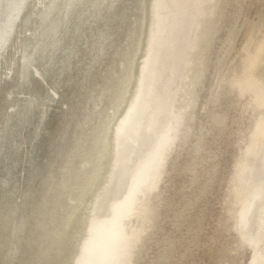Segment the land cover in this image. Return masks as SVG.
<instances>
[{
  "label": "bare ground",
  "instance_id": "1",
  "mask_svg": "<svg viewBox=\"0 0 264 264\" xmlns=\"http://www.w3.org/2000/svg\"><path fill=\"white\" fill-rule=\"evenodd\" d=\"M113 1L0 0V80L9 78L19 62L16 88L31 85V99L19 101L17 92L18 103L8 108L17 106L18 110L1 121L7 130L6 137L0 134L4 223L17 212L21 192L20 185L17 194L7 192L14 193L9 185L14 171L7 165L18 149L13 137L24 113L46 107L40 96H46L47 89H39L43 81L36 77L52 67L63 46H72L70 38L80 28L87 2L95 9ZM252 1L139 0L127 70L88 153L68 180L61 183L55 176L46 178L50 190L46 199L55 207L41 213L48 221L40 224L41 252L31 264H45L55 238L62 237L64 244L72 229L71 250L66 248L70 252L63 254L62 244L58 261V254L50 257L54 264H183L192 257L197 240L195 235L191 239V233L182 244L176 232L187 223L194 230L200 227L207 197L221 180L225 189L222 213L217 217L219 233L210 237L211 243L228 230L235 240L227 246L222 239L213 264H224L226 253L231 252L233 258L245 250L250 253L248 264H264V18L256 13L243 22ZM77 2L81 3L78 23L71 28L69 12ZM27 3V18L37 22L33 29L27 23L14 26ZM241 28L243 42L230 55ZM24 30L32 35L22 48ZM210 77L212 82L203 95ZM9 90L5 97L13 92ZM230 111L236 113L232 120ZM198 114L203 122L198 121ZM229 125L233 134H228L234 138L223 139L218 149L217 141L226 136ZM230 144L237 153H233L232 170L225 180L218 173L224 148ZM182 155L185 159L179 162ZM178 177L185 178L188 195L183 199L181 186L173 189V199L165 197ZM56 192L58 201L53 199ZM167 216L169 231L164 229ZM21 222L17 216L6 225L5 246ZM153 248V257L146 260ZM234 263L235 259L228 262Z\"/></svg>",
  "mask_w": 264,
  "mask_h": 264
},
{
  "label": "rangeland",
  "instance_id": "2",
  "mask_svg": "<svg viewBox=\"0 0 264 264\" xmlns=\"http://www.w3.org/2000/svg\"><path fill=\"white\" fill-rule=\"evenodd\" d=\"M86 4L88 9L81 15L84 16V19L81 20L80 28L76 32V35L70 38V45L72 46H63L52 67L43 69L40 75L36 77L41 82L43 81V85L39 89L42 92H44V87L47 89V91L45 90L46 96H40L43 105L46 107H42V109L31 108L26 113L23 111L24 115L20 120V122L22 121L21 127L16 130V134L13 137L18 149L14 152L13 161L10 160L11 162L9 161L7 165L11 164L10 170L14 171L12 174L13 178L9 181V185L13 187L14 193L7 192L17 194L19 185L21 192L16 199L18 205L17 212L10 216L12 217L11 219L6 218V223H4L6 217L5 210L1 206L3 200L0 198V228H2L0 230V232L2 231L0 235V264H31L33 257L41 252L40 247L42 243L38 239L39 227L41 226L40 224H47L48 221V218L41 215V213H49L55 207V203H52L51 199H46L47 192L50 193L48 188L49 183L45 182L46 178L49 175V177L55 176L62 183L64 178H66L64 180L66 181L70 175H73L81 158L88 153L96 130L105 120L104 117L107 109L115 100L118 94V87L122 84L127 70L128 52L137 33L139 0H116L107 6L95 9H92L88 2ZM73 5L75 6H71L69 12V24L71 28L74 24L78 23V12L80 9L77 7L81 3L78 4L77 2ZM245 11L243 22L247 19L255 18L256 13H258V17L264 18V0H253ZM242 31L244 30L241 28L235 38L230 55H234L239 45L243 42L245 31ZM213 57L214 54L212 55ZM35 64L37 65V61ZM29 69L30 71L33 70ZM14 80L11 82L12 84L9 83L0 88L1 96H4V98L5 91L10 89V92L11 90L15 92H11L10 96L6 97V102L3 101L4 99L2 100V97L0 98V134L4 133L5 137L7 136V130H4L1 121L7 113L18 110L17 106V108L14 106L13 109L8 108V106L16 101L18 103L19 99H28L30 97L29 91L31 85L24 89L21 88L22 90L19 88V90L16 88ZM211 82L212 78L210 77L206 82L207 84H205V90L202 92L203 95L206 94ZM51 90L54 93H51ZM17 92H19V95ZM202 94L200 101H203L204 98ZM17 95L19 98L16 97ZM10 97L12 100L9 99ZM36 97L38 98L39 96ZM38 110L41 111L39 112ZM229 113L230 119L236 114L233 111ZM197 116L198 121H204L201 114ZM231 126L229 125L228 131L224 132L226 136L223 135L220 141H217L216 146L218 149L223 139L233 140L234 135H230L233 134L230 133L232 132ZM1 147L2 145L0 144ZM214 148L211 147L210 150H215ZM235 150L231 144L224 148V157L221 159L223 163L221 162V169L218 173L222 179L229 177V173L232 170L233 158L236 155L233 153H237ZM184 159L185 157L182 155L179 162H183ZM1 168L2 166L0 167V174ZM12 181L13 183H11ZM221 182L219 184L216 182V187L212 188L211 193L207 197L204 205L205 216L202 219L200 227L194 230V226L191 228L193 224L187 223L184 224L185 226H179L178 230L180 233L179 231L176 232L181 241L183 240L182 244H184L185 240V244L187 243V238L191 233V239L195 235L193 239L196 238L197 240L195 249L192 251V257L186 258L183 264H195V261L198 264H213L216 250L222 239H225L223 242L228 243L227 246L234 245L233 240L235 239L229 230L221 232V237L219 236L220 240L216 243H211L210 237L219 233L217 217L222 213V195H224L225 189V182L223 180ZM185 183V178H175L172 181L173 187L165 194V197L173 199V189L182 186L184 199L189 191L185 188ZM217 185H220L218 186L219 188ZM53 199L58 201V192L54 194ZM201 207H203L202 204ZM196 209L195 212L199 208ZM17 216L21 217L22 222L20 227L12 233L10 239L7 241L8 244L6 246L9 250L6 251V225L9 222L12 224ZM46 228L49 229V223ZM164 229L165 231H169V216L165 218ZM72 232L73 229L68 232L69 236L65 241L68 239L69 241L64 242L65 245L63 244L62 237L60 239L55 238L54 248L52 247L48 261L45 264H54V260L50 259V257H54L55 254H58L57 256L55 255V259L58 261V256H60L59 249L62 247V244L64 246L63 254L67 255L70 252L68 250H71ZM57 234L59 236V232ZM183 252L185 253L186 251ZM148 253L145 258L146 260L153 257L155 248L150 249ZM230 253L229 255L226 253L225 257L227 258L224 257V264H228V262L234 261V259V264H248L250 255L248 250L236 256L233 254V258H231Z\"/></svg>",
  "mask_w": 264,
  "mask_h": 264
},
{
  "label": "water",
  "instance_id": "3",
  "mask_svg": "<svg viewBox=\"0 0 264 264\" xmlns=\"http://www.w3.org/2000/svg\"><path fill=\"white\" fill-rule=\"evenodd\" d=\"M28 2H29V1H28ZM26 7H27V8H26ZM28 7H29V5H28V3H27V5L24 6V7L22 8V10H21L19 16H18L17 19H16V23H15L14 26H18V27H19V26H24V24H25V26H27L26 23L30 25L29 28H31V29H33V28L36 26L37 22L31 20L29 17H28V18H29V19H28L27 16H26V13L28 12ZM25 16H26V17H25ZM23 35H24V37H25L26 39L23 40L22 48H23L24 46H26V44H27V42H28V40L30 39V37H31L32 34H31V31H30V30H29V32L26 31V30H24ZM26 36H27V37H26ZM3 54H4V56H6V51H4ZM2 62H3V59L0 60V66L2 65ZM18 69H19V62H16L15 66H14V68H13V70H12V72L10 73V77H9V78H6V77H5V78H2V79L0 80V88L3 87V86H6L7 83H8L9 81L12 82V81L16 78V76H17V72H18ZM1 97H2V100H3L4 97L1 96V92H0V98H1ZM3 101L6 102V97H5V99H4Z\"/></svg>",
  "mask_w": 264,
  "mask_h": 264
}]
</instances>
